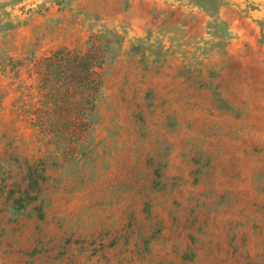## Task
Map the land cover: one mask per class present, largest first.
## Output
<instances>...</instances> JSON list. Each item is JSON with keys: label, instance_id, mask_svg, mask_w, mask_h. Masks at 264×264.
Wrapping results in <instances>:
<instances>
[{"label": "rangeland", "instance_id": "obj_1", "mask_svg": "<svg viewBox=\"0 0 264 264\" xmlns=\"http://www.w3.org/2000/svg\"><path fill=\"white\" fill-rule=\"evenodd\" d=\"M0 264H264V0H0Z\"/></svg>", "mask_w": 264, "mask_h": 264}, {"label": "trees", "instance_id": "obj_2", "mask_svg": "<svg viewBox=\"0 0 264 264\" xmlns=\"http://www.w3.org/2000/svg\"><path fill=\"white\" fill-rule=\"evenodd\" d=\"M102 52L103 51L99 46L93 45V42L90 43L88 49L85 52L80 50L59 48L52 51L51 55L44 59L46 63L39 65L40 70L43 69L46 71V73L54 70V72L57 71V73L60 74L59 78L57 79V89L68 93L72 92L73 95L74 93H78V83L83 78L87 79L90 86L88 89L92 91V95L90 97L92 103L94 104V95L97 93V91H99L101 85V76L98 72V69L101 68V65L105 62ZM62 120L63 119L59 121V128L56 129V132L58 133L61 132L60 129L63 128V123H61ZM43 132L45 133V129H43ZM29 176L33 182L28 183V185L23 190L21 189L22 186L18 184L17 191H10V200L16 209L24 207L35 198L34 196L30 195L29 189H38L39 187L37 178H43L41 174L37 173V171L30 173Z\"/></svg>", "mask_w": 264, "mask_h": 264}]
</instances>
